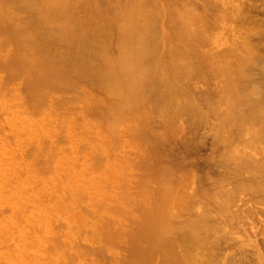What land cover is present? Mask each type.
Wrapping results in <instances>:
<instances>
[{"label":"bare ground","instance_id":"bare-ground-1","mask_svg":"<svg viewBox=\"0 0 264 264\" xmlns=\"http://www.w3.org/2000/svg\"><path fill=\"white\" fill-rule=\"evenodd\" d=\"M185 1L187 2V0ZM185 1L182 4V2L178 0L176 2L174 0H0V74L2 73L1 75L2 77H0V113L2 114V115L0 114V120L3 123H5V121L6 122L8 121V118L5 120V116L8 113H10V115L12 113L11 111L9 112L10 110L9 102H14L15 110L12 113L11 117L16 124L14 134L13 133L4 134V132L2 131H1L2 134L0 133V136H3V140L1 141L0 144L1 146L0 147V208L3 209L2 210L3 212L7 210L6 212L9 213L8 216H4L0 218V232H1L0 250L1 248H3L2 246L5 245L4 248L6 254V256H4V254L2 253L6 259H4V261H2L1 263L4 262V264H8V261L10 260L11 264H32L31 262L32 261L34 262V260L32 261L30 260L32 259V256L36 257V260L39 261L38 259H42L41 258L42 254L45 255L43 256V260H40L41 261L40 264H42L46 260L48 261L50 256L52 260H50V263L48 262L47 264H69V263L74 264V261H78L79 257L81 256L83 257L87 256L86 259H89V262H91L90 261L92 259L91 255H93V257L94 255L95 257L97 256V259L102 258L103 260L104 258L103 261L106 260L107 261V262L105 261L106 264L107 263L113 264V262H116V264H213V263L214 264H248L249 263L248 261L238 262L236 256L241 255L240 254L241 252L239 251H238L239 254L238 255L236 254L235 256L236 257L235 259L229 258L228 260L226 258L227 259L226 261L224 259H223L224 261L222 260L223 257H228V255L224 253L225 247H227L226 245L228 243L226 241L227 236L224 235V233L227 230L224 233L223 232L221 233L220 229L223 226L217 225L218 218L213 216L214 213L212 212L213 210L212 207L214 204L209 206L208 201L207 200L204 201V200L206 197L208 199V197L210 196V198L213 200L208 199L209 202L214 203L216 199L218 203L217 205L216 204L215 205L217 207L218 204L221 203L222 201L224 202L221 203L222 204L221 207L223 206V204H226L227 201L225 202L223 197H225V199L228 197L227 200L229 201L227 203L229 205L231 204V202L232 203L237 202V204L242 202V204L240 203V205L238 206V210L236 211V213H233L234 215L232 216V219L236 218V220H238L239 218L245 219L249 217L246 216L244 218V215L248 213V211H251L250 213L253 212L255 215H260V216L262 213H264V37H263L264 30L262 29V24L259 23L258 20L256 19H251L250 22L247 23H245L244 21L245 25L248 24L247 27L244 26L243 20L241 23L242 17L239 19V17L243 15L242 9L239 8L240 6L237 8L241 10L238 9L239 11H237V13L241 14L240 11H242V15L240 16L238 15L239 17L237 18L234 17L237 15V13L235 14L236 12L235 10L234 11H232L233 9L228 10L229 15L230 16L233 15L232 17H234V20L235 19L236 20L238 19V21L240 20L239 22H237L236 20L235 21L237 23H240L239 25L241 28L243 29L244 27L246 28L245 29L246 33L243 35L244 37L242 43L241 41L240 42L236 41L237 43H235V41L231 42L234 45L233 48H231L232 46L230 42H229L230 45L227 44V42H225V45L227 44V47L230 46L231 50L227 47L224 48L223 45L222 46L223 49L221 48L222 49L221 51L219 50V52L217 51L215 52L212 49H216V48H213L214 46L213 45L211 46V43L213 41H218L219 38L217 37H219V35L222 33L221 31L215 32L214 29L216 27L215 22H217L215 17H217V14L219 13V9L217 14L216 13L213 14L214 12H212V14L214 15L213 17L210 16L209 9H212L210 7H213L214 9L215 4L217 6V3L214 4L213 0H199L202 1L203 3L198 2V4L199 3L202 4V5L200 4L201 6L196 5L198 6V10L203 9L202 7L204 6V9H208L209 11L207 14L205 13V11L207 10L205 11L203 10L202 11L204 12V16H203V13L200 12L201 10L198 11L194 7L195 6L194 3L196 4L197 0L196 2L195 0H193L194 3L191 0L192 2L190 1L189 5ZM184 3H186V5ZM190 5H193L194 9H191ZM217 8H220V5H218L215 8L216 9L215 12H217ZM213 9L211 11H214ZM197 11L198 13L200 12L201 16L197 13ZM233 12L235 15L233 14ZM224 14L226 15V13ZM219 17L220 14L218 15V19ZM226 17L228 19V16ZM252 18L255 17L253 16ZM227 19H224V21L223 20L222 21L225 22V20ZM217 23L218 25H220L219 21ZM222 23L220 26L223 28L224 25H222ZM242 24L244 27L241 26ZM207 26H212L213 32L215 34L212 33V30L209 31V28L211 29V27L208 28ZM259 26L262 30H260ZM207 28L208 31L211 32L210 34H212V38H213L209 41V43L207 42V39L208 37L210 39L211 35L209 34L210 36L209 35L205 36L206 33L208 34V31H206ZM218 28L219 26L216 27L217 30ZM218 33L220 34L218 35ZM214 36L215 38H217V40L214 39ZM220 36H222V34ZM239 38L240 40L242 39L241 35L239 36ZM255 41L257 42L255 43ZM206 42L207 44H209L208 45L209 48L207 47V51L209 50L211 53L204 51L207 46ZM220 42L221 41L216 42L215 44L218 43L220 45L222 43ZM218 44L217 46L215 45V47L219 49L220 47H218ZM217 77L218 79L219 78L220 79L224 78V79L218 81L216 79ZM214 79L216 80L214 81ZM198 80L204 81L203 84L206 81H208L205 84L206 85L208 84L209 88L207 89L206 87L204 88L205 90H203L202 86L201 87L198 86L199 91H197V88L195 87L196 86L195 82H197ZM210 80H211L210 82L211 85L212 84L214 85V82L216 83L217 81V85L218 83L220 85L219 89H217L215 85L214 86L216 87L217 90L215 88L214 89L211 88L214 86L210 87L209 85ZM212 80L214 82H212ZM200 83L198 81L199 85ZM12 93L17 94L15 100L10 98ZM66 95L68 96L70 95V96L66 97ZM215 95H218L217 96L218 98H216L217 100H213L214 99L213 97ZM7 117H9V114L7 115ZM210 117L212 118V120L214 119V121L216 119L215 117H217L216 122H218L219 120V124L217 123L218 125L213 123L214 125H216L215 127L213 126L215 132L210 125H209L210 127L208 126L209 129L212 128L210 130H212L213 134L216 136L214 138L216 139L215 141H217L218 145L220 144L219 148L220 146H222L221 144H223L225 145V147L227 146V149L222 148V151L224 150L223 152L221 151L222 154L221 156H223V158L219 155L220 159L215 158V160L212 161L213 156L215 157L213 153V156L212 154H210L212 156V158L210 159L212 160L206 162V163L214 162L212 168L213 172L215 171L214 176L211 173H209V171L207 170L209 176L211 174L213 177L211 176V178L209 177L205 178L208 180L207 182H209L211 186L210 188L208 187L209 189L208 188L207 189L209 191L213 190L214 194H211V192L213 191H210L208 196L207 193L209 191H207L204 188H202V190L198 188L199 192H196L198 193L196 195H200V197H195L194 196L195 194H193L192 192L194 198L192 197L189 198V196L192 195L188 193L190 190L187 192L185 191L186 193L189 194V196L187 195L188 197L186 196L187 199L189 198L187 202L185 200L186 198L184 197L185 195L183 196L180 193V191H177V188H181L183 190L182 185L185 184L186 186L185 181L186 179L188 180L190 175H188L187 173L185 174V172L186 170L190 172L191 166H189L188 167L189 169H186L184 172L182 170L183 167L181 165L183 163L185 164V161L183 162V160L187 156L185 155L183 160L181 159L182 160L181 162L178 161L179 159L172 158L170 155L173 153H171L172 150L169 151L170 148L168 147L167 142H170L172 139L170 140L169 138H171V136L173 138V136L175 135L176 122L180 121L178 122V124L179 123L181 124L182 121L183 123V120L180 119L182 118L184 119L185 121L184 122L185 124L183 123L184 126L188 124L187 127L190 128L189 125H191V129H192L194 128L192 125L203 126L205 124L206 126V124L209 123L211 124L212 120L210 119ZM132 120H136V122L133 121L135 122L136 125L135 134L137 135V138H140L142 140V145L139 146L138 148L143 153L141 154L142 158L140 160L142 165L141 166L142 174H143L141 175V177L143 178V182L141 183L140 188L143 189L140 191L141 193H138L139 196L135 197V199L133 198V194L129 193L132 196L130 195L127 196L124 194L125 192L122 193L120 189H117L115 191L112 190L113 191L112 194L110 193L109 190H107L109 191L110 194L105 193L103 197H101L102 196L101 195L99 196L100 197L99 199L97 198L94 199V201L98 200V202L101 199V201L103 202L101 201L100 202L103 203L104 208L110 210V211L107 210L108 212H111L115 209L114 210L115 214L116 213L117 215L119 214L118 217H121L122 215L121 218L123 217L125 218L124 212L126 213V211H128L127 212L128 214L130 210H125L124 209L125 207L119 208L120 206L118 207L117 205L115 206L117 207L118 211H116V208H113L111 210L112 207L111 208L105 207L106 204L104 203V201L107 202L112 199L114 202L115 201L121 203L123 202L126 204V207L128 206V209L132 208L133 210H136L138 212L139 210L137 209L141 208L140 210L141 213L142 214L144 213L145 218L140 217L141 218L140 220L142 221H140V223L138 222L140 226L138 225L133 226L135 230H133V228L131 227L132 225L129 228V225L125 226L122 224L123 229L125 226L128 230L126 231L128 232L127 239L129 240V241L127 240L128 241L127 243L130 244L129 250L131 254L128 258L129 259L128 261L127 258H125L126 260L124 261L119 258L115 259L113 255L112 256L114 258L109 257L111 259L109 258L107 259L106 257L108 256L106 255L107 253L106 251H105L106 253L102 252L103 256L106 255V257L99 256V254L102 255V253L99 252L100 251L99 249H101V251H104L107 250V248H109L110 246V248L113 247L112 249L114 251L116 250L114 249L113 245H115L114 243H116L115 241L116 239H118L117 237H120L119 239L123 237L121 236V234L123 233L121 230L122 226H120L119 229L117 227L118 225H116V227L114 226L115 227L114 229H116L114 230V232L116 233L117 230L119 231L116 233L117 235L113 233L111 225H109L111 226V229H109L108 231L110 232L111 230L112 231L111 233H108L107 232L108 229L105 228L107 232L106 235H109L106 236L108 237L106 239V242L103 241V243L104 242L106 243V246L104 245L105 248L104 249L102 248L103 244L101 245L102 247L101 246L99 247V244H97L98 247L96 249L95 247L97 245L93 247V251L91 249L92 248L91 244H89L90 246L87 245L86 244L88 243L86 242L87 240L85 241V239H83L84 237L82 236L81 233H83L84 235L86 233L85 231L78 233L76 232L77 229L75 230V232L78 233L77 236L81 234L80 236L82 239V244L81 242H79L81 246H77L78 243L75 242L77 240L73 237L75 241H73L72 239L71 242L75 243L74 246L75 245L77 246L74 247L72 246L73 245L72 243L70 244L71 245L70 246L66 241L64 242L62 240L63 244L61 243L62 241L59 242L60 241L59 238L61 239L63 237L62 236L63 234H61V232L59 233V230L56 227L55 228L56 231H58V234L61 236L59 237V235L57 234L58 238L55 237L56 236L54 234L55 231H53V229L52 231H48L47 229L50 228L48 226L47 229L44 228L46 233L51 232L53 233L52 236L55 235L54 237H51L50 233H49L50 236L45 233L46 235H48L47 238L50 237H51L50 239L53 238L52 241L50 239L45 238L46 241L49 242V246H48V244L42 242L44 239L42 240L43 235H41L42 230L41 227H39L40 223L37 225L36 223H33L30 230L28 229V227L27 229L23 228L24 226L22 224L24 222L21 224V221L22 219L25 220L27 219L24 218L26 213H28L30 216L32 215L30 214L32 210L31 209L32 205L34 206V204H38V205L40 204L39 208H41L43 203L47 204V202L45 201L48 200V198H46V200H44L43 202L42 196H46L45 189L50 187L49 185L51 178L48 177H52V176L51 173H49L51 171L48 170L51 169L53 170L54 173H56V171L54 170L58 169V167L56 166H58V164L61 162V158L57 159L58 156H56L57 148H55L54 150L56 152L54 155V152L52 150L54 148H51V146L54 147L53 145H55V147H59L62 145L63 147V145H66L68 141H70L69 144H71V142H75V139H78L79 136H81V138H83L82 136L85 137L89 136V134L87 135L88 131L82 132L83 128H85L88 125V123L94 122L92 124H96V132H95L96 135L94 134L93 137L98 136L97 139L99 140L98 143H100V148L97 146V143H95L96 138L95 140L93 139L94 140L93 142L97 146L95 147L98 148L97 155L98 154L101 155V156L99 155L95 156V158L97 157L96 161L98 162L94 160L96 162L95 163L93 161V164L95 163V166L89 165V168L93 169L94 167L96 169L97 166L100 167V165H102V163L104 162L100 170L102 171V169H104V167L106 166V165L104 166V164L108 161L107 171L112 173V175L110 174L112 177L114 175L115 179L121 181L124 179L125 180L128 179L129 177L127 178L123 177L128 171L127 168L124 167L123 163L120 164L118 161H116V160H122L123 158L122 159L116 158L117 155L115 154V150L118 152L119 136H128L127 133L125 135V133L121 132V129H124L122 127L127 125V122H130ZM209 120L211 121L209 122ZM152 123L153 125H151ZM184 126L182 125L180 127L179 125L177 130L180 128L179 131H183L181 129ZM125 127L127 128V126ZM183 129L184 131H186L185 129L187 128H183ZM191 129L187 130L186 132L188 131L190 132ZM203 129L201 130L204 131ZM193 131L194 129H192L191 132ZM197 132L201 134L199 130L196 131V133ZM247 134L251 137L247 138L245 136ZM193 137L191 136V138ZM188 138L190 139V137ZM168 139L170 141H168ZM176 139H178V137L173 138L174 141L172 142L178 143L175 141ZM196 139H198L200 142L199 138ZM246 139L247 140L250 139L252 141L253 144L251 147H253L254 145L258 147H255V149H253L255 150V152H253L254 155L250 154L249 152L248 153L249 155L246 154L244 155V157L241 155L242 156L241 158L240 155H238L237 153L238 152L240 153V150L246 145L242 147L238 146L242 144L241 143L242 141H239L240 143H237L236 141L238 140L246 141ZM63 140L64 141L67 140L65 144ZM191 140L193 142V139ZM201 140L203 141V139ZM250 140H248V142ZM251 141L249 142L250 145H251ZM33 142L37 144V147H34V150L36 149L35 153L37 150L39 151L40 149H42L45 150L44 151L45 153L43 154H46V156L48 155L50 156L51 160L47 161L45 159H42L43 160L42 164H44L45 162L44 165H48V166H44L45 168H43L41 166L42 164H40L41 169L42 168L45 169L43 170L44 172L43 171L41 172L40 169L37 171L35 169H30L31 164L26 163L27 161H24L25 159L23 160L24 158L23 152H20L25 145H30ZM185 143L183 144L185 145ZM233 143L234 145L235 144L237 145L234 146ZM85 144L83 148L81 146L80 147L77 146V148L79 147V150L78 151L76 150V152L77 153L80 152L82 148L81 153L83 152L85 154L84 150L86 149L91 150V148L94 147V146L91 147L92 145L91 143H87V145ZM88 144H91L89 145L91 148H88ZM170 144L171 143H169V146H174ZM166 146L168 147V150H166L167 148ZM233 146L234 148L241 147V149L239 148V151L237 152L236 151L237 148H235L236 151L235 152ZM41 147H45V149ZM175 147L176 146H174V149ZM231 147L233 148V151L236 154H232L233 151H230ZM213 148L215 149L216 147ZM256 148L261 150V153H257L259 154V156L255 155ZM187 149L188 148H186V150ZM249 149L248 151H250ZM34 150L31 148L30 151L34 152ZM71 150L73 151V149ZM71 150L69 149V151ZM186 150L184 151L186 152ZM194 150L195 149L193 148V151ZM225 150L230 151V154H228L227 157L225 156L229 152L227 151L226 153ZM97 151L95 150V152ZM188 151H190V149ZM219 151H216L215 154H217V152ZM243 151L244 150H242V152ZM95 152H93V155H96ZM173 152L175 151L173 150ZM68 153L69 152H67V155H71V154L73 155V153L71 154ZM81 153H79V155ZM86 153H88L87 150ZM174 154L177 155V153ZM243 154H245V151ZM52 155L56 156V159L55 157L53 158ZM236 155H238L241 160ZM102 156L105 157L106 159L103 158ZM127 156H129V154ZM85 157L86 159H88V157L90 158L89 155L88 157L87 156ZM190 157H192V155ZM224 157L226 158L227 163L224 162L225 161ZM81 158H83L82 154L79 160L83 161L84 158L83 159ZM92 158L95 159L94 156ZM167 158H169L170 160L173 159L175 162L177 161L178 163L176 162L177 164H175L174 161L171 160L172 163L174 164L169 165L171 164V161H168L169 164L166 163L167 162L166 160H169ZM221 158L223 161L221 160ZM233 158L235 160H233ZM237 158L239 159L238 162L236 161ZM93 159L90 158L91 161ZM192 160L190 161V163L192 162ZM216 160L218 161L215 162ZM82 161L81 163H83ZM164 161H166L165 162L166 166L163 165ZM76 162L75 165L77 164ZM126 162L128 163V161ZM193 162H192V167L194 166ZM234 162L237 163L233 165ZM81 163L79 162L78 164L81 165ZM97 163L100 164L98 165ZM228 163L230 164L231 167L230 169L227 166ZM68 164L69 166H72V164L70 163ZM59 165H61V163ZM35 166L36 165L31 166V168L32 167L35 168ZM40 166L37 167L40 168ZM85 166L87 167L88 165L84 164V167ZM183 166L185 167V165ZM46 168L50 176H48V173L46 172ZM195 168H197V166ZM205 168H207V166ZM95 169L94 172L92 170L90 171H92V173L94 174L99 173V170H95ZM61 171L62 170H60V172ZM107 171H105L106 172L105 174H108ZM191 171L193 170L191 169ZM45 172L47 173L48 177L46 179L40 180L38 173H40V175L43 174L45 175ZM102 172L104 173V171ZM178 173L180 177H177ZM192 173L191 175H193ZM196 173L194 174L196 175ZM92 175L93 174H91L90 172L89 177H91ZM195 175H193V177ZM207 176L208 175H206V177ZM53 177L55 178L53 179L54 185H52L53 187L51 186L54 192L53 203L56 202L57 205L62 204L60 203L62 196H60L59 193V187L61 184L60 181H62V179H60L59 181V176L55 175ZM77 177H78L77 180L79 182L78 184L85 186L86 182L84 180L83 175L79 174L77 175ZM104 178H106L105 175ZM131 179L129 180L131 181ZM106 180H108V178ZM113 181L114 180H111L110 182ZM182 181L185 183H182ZM64 182L67 184L70 190V187L72 186L73 183L72 178H66L64 179ZM110 182H108V184L111 185ZM126 182L124 183L125 187L128 186V184L126 185ZM89 183L90 182H88L87 184ZM100 183L105 184L107 182H101L100 180ZM150 183H153L152 186L154 185V183L155 184L158 183L157 188L155 187L156 185H154L153 187L157 195L151 196V198L150 195H154V194L150 193L149 195V193L147 192L149 191L147 190L148 188L150 189L152 188V186L147 187L148 185H150ZM206 184H204L205 188H206L205 186ZM117 185L118 184L115 183L116 188H118ZM119 185L121 186V183ZM229 185H231L230 186L231 188L229 187ZM82 186L71 188V190L73 194L77 193L78 198L80 199L83 198L84 202H85L84 198H86V203H88L89 198L86 196L87 193L86 194L83 193V191H85V187ZM94 186L97 189V182H94ZM129 186L128 188H130ZM226 186L229 187L228 190H226L227 189ZM62 187L64 189L63 185ZM103 187H105V185H103ZM107 187L110 186H106L105 189H107ZM175 187L177 193H174ZM105 189L104 191L106 192ZM100 190L102 193H104L102 189H97L96 191L99 192ZM203 190H205V192L207 191L206 195H202L205 194ZM151 192H153L152 189ZM182 192L184 193V190ZM56 193L57 195H55ZM147 193L149 195L148 197H147ZM178 193L181 196H183V198L185 199H183ZM221 193H222V197H221ZM63 194L65 193L63 192ZM224 194L226 195L224 196ZM83 195H85V197ZM166 195H168V197L166 198L167 200L165 199ZM178 196H180L178 201L180 202V199L182 198L181 200H184V203L182 202V204H180L181 202L179 203L178 201H175L177 200L176 198ZM49 197H50L49 199L51 200L52 199L51 196ZM161 197H163L164 199ZM149 198L151 200L153 199L154 200L152 202L148 200V204H147L148 206L144 207V205H146L147 202L146 200ZM80 199H78V201ZM50 200L48 201V203L49 202L52 203V200L51 201ZM68 200H66V202L63 203L65 206ZM170 200H171V206L173 205L174 207H177L176 209L177 210L179 209L181 214L179 211H177L175 213H178V215H175L174 214L175 210H173L174 208L168 210L169 207H167V205L170 203ZM69 201L71 202L72 200ZM149 201L151 202V205H149L150 203ZM159 201L160 202L162 201L163 203H160ZM173 201L174 203L177 202L180 205L176 203L177 205L175 206ZM81 202L83 201L81 200ZM112 202L109 204L112 205L113 204ZM199 202L201 204L202 202L204 203L200 206ZM101 203L98 204L99 205L98 210H101L102 208L103 211V206L99 208ZM71 204L73 205V201ZM163 204L164 206L161 207ZM256 204L257 205L259 204L261 208L260 209L256 208ZM48 205L49 206L46 207H51L50 206L51 204ZM243 205L245 207L247 205V207L245 209H242ZM75 206L79 209L77 205ZM112 206L115 207L114 204ZM141 206L144 207L145 209H142ZM202 206L204 208H202ZM233 206L234 204H231V207ZM16 207H19L20 209L17 210ZM163 208H164L163 212L165 216L163 215V212L161 210ZM223 208H225V206H223ZM69 209L71 208L69 207ZM83 209L85 210L86 208L83 207ZM88 209L93 210L95 209V207L93 208L91 207ZM88 209L86 211L89 213L91 210L89 211ZM132 209L130 212L133 211ZM158 209L161 211V213L158 212ZM143 210L144 212H142ZM217 210L220 211L219 209ZM140 211L138 213H140ZM156 211L159 215L160 214L161 215L158 216ZM168 211H171L169 212L171 217L175 215L174 219L176 221H169V219L171 220L172 218L166 214V212L168 213ZM72 212L74 214L75 211ZM40 213L37 214L39 215ZM81 213H82V209H81ZM91 213L89 214L92 216V218L94 217L96 220V215L98 214V211L96 210L95 212L96 215L93 214V212ZM99 213L101 215L102 212L99 211ZM115 214L114 215L111 214L112 217H110V215L108 214L110 221L111 219H114ZM142 214L141 216H143ZM45 215L46 214H44L42 218H44ZM62 215L66 216V214L65 215L62 214ZM102 215L104 214L102 213ZM35 216L37 217V215ZM78 216L80 215L77 214V219L81 223L82 222L81 220L83 219L79 217L80 218L79 220ZM167 216L169 217V219H167ZM176 216H178V220L176 219ZM251 216L252 218L254 217L253 215ZM222 217L220 216L219 220H221L220 218ZM37 218L40 219L39 217ZM65 218H67V216ZM115 218H117V216H115ZM47 219L48 217L45 218V220ZM226 219L228 220V218H225V220ZM230 219L231 217L229 218L228 221H230ZM125 220H127V215ZM227 220L226 222H228ZM65 221H67V219L63 220V222L66 223L67 226L70 221L68 223ZM130 221H134V219L132 218V220ZM251 221L248 220V222L253 223ZM109 222L107 223L109 224ZM248 222L246 223L248 224ZM260 222L262 221L260 220ZM80 223L78 224L79 227L82 229V226H80L82 223L81 224ZM84 223L85 224H83V227L85 229L87 227L84 226L87 223L86 219ZM107 223L104 222V224ZM234 223L235 222H233V224ZM30 224L31 223L29 224L27 223V225ZM69 224H71V222ZM111 224L115 225L114 222H112ZM132 224L135 223L133 222ZM255 224L257 223L255 222ZM243 225L245 226V224ZM229 226L230 225H228V227ZM90 229L91 227H89L88 230ZM66 230L67 228H65V230L62 232L65 233ZM232 230H234L235 232V229ZM68 231L71 230H67V232ZM26 232L28 233L31 232V234L34 236V239L32 237V240H30V236L28 237V233ZM126 232L123 233V235L124 234L127 235ZM14 233H16L17 236H15ZM68 233L72 235V232L71 233L68 232ZM89 233H91V231H88L87 236L91 235ZM119 233L120 235H118ZM42 234H44V230ZM65 235L66 234H64V237L67 240L68 236ZM80 236L77 237L79 241H81ZM94 236L95 235L92 234L91 238ZM224 236L226 237V239L223 238ZM54 238H56L57 241ZM95 239L96 237H94L93 241H95ZM231 239L232 240L235 239V236L232 237ZM83 240L86 243H84ZM97 242L99 243V240ZM124 242L125 244H127L126 241ZM254 243H258V242H254ZM65 244H67L66 246H69L67 247L66 251H69L68 249L70 247L73 251L72 252L73 256H71V258L70 255H68L69 258L67 263L64 262V259L67 260L65 256L67 253L64 254L65 252H62L64 251L63 248L65 247ZM83 244L86 245L84 246ZM259 245L261 244L259 243ZM43 246L49 248L48 249L49 251L46 250L45 248V250L49 252L48 254H46L47 252L44 253V250H40ZM87 246L90 248H88ZM80 247L85 248V250L87 248L90 249L89 254L90 253L91 254L86 255L85 253H81L84 252L85 250H83L82 248H81L82 250H80ZM73 248H75V250H73ZM123 248L126 249L127 247H123ZM76 249L78 251L80 250L79 252L82 255L78 254L79 256H76L77 253H79ZM97 249L99 251H97ZM112 249L110 250V252L112 251V254H115V252ZM39 250L43 252L40 253ZM87 250L86 252L88 253ZM94 250L97 252H95ZM118 250L119 249L116 250L117 256L118 254H120V252L118 253ZM238 250H240V248ZM0 252H4V251H0ZM249 255L250 254H248V256ZM63 256H65L64 259L62 258ZM204 256L206 258L207 257L210 258V260L205 259ZM231 256L232 255H230V257ZM83 257L79 261L82 262L83 259L82 263L87 264L88 261L87 262L84 261L85 258ZM95 257L93 258L94 262H96V263L93 262L94 264H100L98 261H101V264H105L101 259L97 260ZM253 258L256 259V256ZM108 260H112V261H108ZM240 260H242V258ZM79 261L77 263L80 264ZM256 261L255 262L252 261V264L256 263ZM93 263L91 262V264Z\"/></svg>","mask_w":264,"mask_h":264},{"label":"rangeland","instance_id":"rangeland-1","mask_svg":"<svg viewBox=\"0 0 264 264\" xmlns=\"http://www.w3.org/2000/svg\"><path fill=\"white\" fill-rule=\"evenodd\" d=\"M175 2L177 1V0H174ZM178 1H180V2H182L181 0H178ZM185 1V0H184ZM183 1V2H184ZM191 0H187V2L186 3H188V5H189V2H190ZM193 1V0H192ZM191 1V2H192ZM183 2H182V4H183ZM195 2H196V0H195ZM198 2H202V1H199V0H197V3L195 4L194 3V1H193V3H194V7L196 8V10H198V6H201L202 4L201 3H199L198 4ZM186 3H184L185 5H186ZM203 3V2H202ZM213 3L215 4V3H217V6L218 5H220V8H217V12H215L216 11V4H215V8L213 9V7H210V8H212L214 11H211L212 9H209V11H208V9H204V6L202 7L203 9H199L198 11H200L201 13H203V16H204V12H202L203 10L205 11V10H207V11H205V13H207L208 14V12L210 13V16H214L213 14H217L218 13V9H219V13L217 14V17H215V19L217 20V22L219 21V24L221 25V23L224 21V19H227V17L226 16H228V19L227 20H225V22H223L222 23V25H224V27L222 28L220 25H218V23L217 22H215L216 23V27H218L219 26V28H218V30L216 29V27L214 28L215 29V32H222L221 34H222V36H220L221 34L220 33H218V35H219V37H217V38H219L218 39V41H213L212 43H216V42H219V41H221L220 43V45L218 44V47H220L219 49L217 48V47H215V45L217 46V44H212L211 43V46L213 45L214 47L213 48H216V49H212L213 51H217V52H219V50L221 51L222 49H223V45H224V48L225 47H227V44H229L230 45V43L233 41H235V43H237L238 41L240 42L241 41V43H242V40H243V35L246 33L245 32V27L244 26H248V24L247 25H245L244 24V21H245V23H247V22H250V20L251 19H256V20H258V22L259 23H261L262 24V29L264 30V0H213ZM219 3V4H218ZM180 4V3H179ZM201 4V5H200ZM225 4V5H224ZM196 5H198V6H196ZM240 6V7H239ZM190 7H191V9H194V7H193V5H190ZM237 7H239V8H241L242 9V11H243V15H242V11H240L241 12V14L239 13H237V11H239V10H241V9H239V8H237ZM200 8V7H199ZM225 8V9H224ZM235 8H237V9H235ZM221 9V10H220ZM233 9V10H232ZM239 9V10H238ZM244 9V10H243ZM223 10V11H222ZM224 10H225V12H224ZM228 10H232V11H236L235 12V14L237 13V15L236 16H234V17H239L240 15H242V16H240L239 17V19L241 18V23H242V20H243V24H244V26H243V24L241 25V26H243L244 27V29L243 28H241L240 27V23H237V22H239L238 21V19L235 21L234 20V17H232V16H230L229 15V12H228ZM198 11H197V13H198ZM200 12L198 13L200 16H201V14H200ZM212 12H214L213 14H212ZM224 13H226V15L224 14ZM246 13V14H245ZM81 14H82V12H81ZM206 14V15H207ZM212 14V15H211ZM220 14V17H219V19H218V15ZM222 14H223V16H222ZM231 14V13H230ZM233 14H234V12H233ZM234 14V15H235ZM245 14V15H244ZM206 15H205V17H206ZM239 15V16H238ZM255 17V18H252V17ZM208 17V16H207ZM225 17V18H224ZM229 17H231V18H229ZM214 19V20H215ZM215 20V21H216ZM220 20H221V22H220ZM223 20V21H222ZM225 23V24H224ZM208 28L209 27H211V29L209 28V31H211L212 30V33H214L213 32V28H212V26H207ZM208 28H207V30L206 31H208ZM221 28V29H220ZM241 28V29H240ZM259 28H260V26H259ZM220 29V30H219ZM222 29H223V31H222ZM240 29V30H239ZM261 28H260V30H262ZM217 30V31H216ZM208 31V34L206 33L205 34V36L206 35H209L211 32H209ZM247 31V30H246ZM243 33V34H242ZM215 34V33H214ZM213 34V35H214ZM211 35V36H210ZM209 36H210V39H209V37H208V39H207V37H206V39H207V42L209 43V41L211 40V39H213L212 38V34H210ZM216 35H217V33H216ZM241 35V37H242V39L240 40V38H239V36ZM264 35V34H263ZM246 36V35H245ZM264 37V36H263ZM217 38H215V36H214V39H216L217 40ZM205 39V38H204ZM222 39V40H221ZM226 39V40H225ZM237 41V42H236ZM258 41V40H257ZM257 41H255V43L257 42ZM207 42H206V44H207ZM225 42H227V44L225 45ZM230 42V43H229ZM209 44H207V46H206V49L204 50V51H206V52H210L209 50L207 51V47L209 48V46H208ZM231 48H233L234 47V45L231 43ZM212 48V47H211ZM210 48V49H211ZM222 48V49H221ZM227 48H229L230 50H231V48H230V46L229 47H227ZM57 49H59V48H57ZM224 50H227V49H224ZM211 53V52H210ZM2 75V73L0 74V77H2L1 76ZM221 78H223V77H221ZM218 81L219 80H223V79H218V77L216 78ZM216 79H214V81L216 80ZM194 81H196V80H194ZM194 81H193V84H194ZM198 81H199V83H200V85L198 84ZM197 82H195V87L197 88V91H199V87L198 86H202V88H203V90H205L204 88H206L207 87V89L209 88L208 87V84L206 85L205 83H207L208 81H206L204 84H203V82L204 81H201V80H198ZM213 80H212V82H214ZM211 82V80L209 81V83ZM197 83V84H196ZM210 85V87L211 86H216L217 87V89H219V87H220V85H219V83H218V85H217V81H216V83L214 82V85L212 84L211 85V83L209 84ZM203 86H205V87H203ZM211 87V88H215L216 89V87ZM202 88H200V89H202ZM216 89V90H217ZM16 96H17V94L16 93H12L11 94V96H10V98L11 99H13V100H15V98H16ZM70 96V95H69ZM68 95H66V97H69ZM216 96V97H215ZM212 99L213 100H217L216 98H218L217 96L218 95H215ZM18 101V100H17ZM19 102V101H18ZM217 102V101H216ZM9 104H10V110H9V112L11 111L12 113L14 112V102H9ZM6 106H8V105H6ZM13 108V109H12ZM12 113H11V115H10V113H8L9 114V117H10V119H9V117H7V115L5 116V120L8 118V121L6 122L5 121V123H3L1 120H0V133H1V131L2 132H4V134H8V133H15V128H16V124H15V121L14 120H12ZM1 114V113H0ZM2 115V114H1ZM211 116H213V115H211ZM214 118V117H213ZM216 119H217V117H215ZM210 119L212 120V118L210 117ZM215 119V121H214V119L211 121V120H209V122L211 121V124L209 123V124H206V126H207V128H206V126H205V124L202 126H200V125H196V126H194V125H192L194 128H192V129H194V131L196 130V131H200V133L201 134H199L198 132L196 133V131L194 132H191L192 131V129H191V125H189L190 126V128H188L187 126H188V124L186 125V126H184V119L182 118V119H180V120H183V123H182V121H181V124L179 123L178 124V122H180V121H178V122H176V124H175V130H176V132H175V137L173 136V138H177L178 137V139H176L175 141L176 142H178V143H175V142H172V141H174L173 140V138H172V136H171V138H169L168 139V141H170V142H167V145H168V147L170 148L169 149V151H171L172 150V152L171 153H177V155L179 156H177L176 154H171L170 156L172 157V158H176V159H179L178 161L179 162H181L182 160H183V158L185 157V155L187 156V157H185L184 158V160H183V162L185 161V164L183 163H181L182 165V167H183V171L185 172V170L186 169H189L188 167L189 166H191L190 167V172H188V170H186V172H185V174L187 173L188 175H190L191 176V178H190V176H189V178H188V180L186 179V186H185V184L184 185H182L181 187L183 188V190H184V193L182 192L183 190L181 189V188H177V191H180V193L186 198V196L188 195L189 196V194L188 193H190V195L192 194V192H193V194H195L194 196L195 197H200V195H196V194H198V193H196V192H199V189L198 188H200L201 190H202V188H204V189H206L207 191H209L208 189L211 187L210 186V183L209 182H207L208 180L207 179H205V178H211V176L213 175L214 176V172H213V163L214 162H210V163H206L207 161L209 162V160L211 161L212 159H210V158H212V156H213V153H214V155H215V157L213 156V160L212 161H214L215 160V158L216 159H220V157H219V155L221 156L222 154H221V151H222V148H225V149H227V146L225 147V145H223V144H221L222 146H220V148H219V145H218V143H217V141H215L216 139H214L216 136L213 134V131L212 130H210V129H212L213 128V130H214V127L216 126V125H218L219 124V120H218V122H216L217 120ZM133 121H135L136 122V120H132V121H130V122H127V125H125V126H127V128L125 127V126H123L122 128H124L125 129V131H124V129H121V132L122 133H125V135H126V133H127V135L128 136H119V140H118V152L115 150V154L117 155V157L116 158H118V159H122V160H116V161H118L120 164H122L123 163V165H124V167L125 168H127V173L125 174V176H123L124 178H127V177H129L128 179H124V180H117V179H115V176L113 175V177L111 176L112 175V173H110V172H108L107 171V168H108V161L104 164V169H102V171H104V173L102 172V171H100L101 170V166L103 165V163H102V165H100V167L99 166H97L96 167V169L93 167V169H90L89 168V165L90 166H95V163L96 162H98V161H96V158H95V156H101L100 154H98L97 155V153H98V148H96L97 146L100 148V143H98V139H97V137L98 136H96V137H93L94 136V134L96 135V124H92V123H94V122H91V123H88V125L85 127V128H83V130H82V132H85V131H88V133H87V135L89 134V136H86V137H88V138H86L85 136H82L83 138H81V136H79L78 137V139H75V142H71V144H69L70 143V141H68V143H66V141L67 140H63L64 141V144L66 143V145H63V147H62V145L61 146H59V147H55V145H53L54 147H52L51 146V148H54V149H52L53 150V152H54V155H55V153L57 152V154H56V156H58L57 157V159H60L61 158V165H59L58 164V166H56V167H58V169H55L54 171H56V173H54L53 172V170H51V169H49L48 171H51V172H49V173H51V176L52 177H48V176H50L49 175V173H48V171H47V168H46V172L48 173V176H47V173L45 172V175L43 174V175H40V173H38V175H39V178H40V180L41 179H46L47 177L48 178H51L50 179V187H48V188H46L45 189V195L46 196H42L41 198L43 199V202H44V200H46V198H48V200H46L45 202H47V204L46 203H43L42 204V207L41 208H39V206H40V204L38 205V204H34V206L32 205V207H31V212H30V214H32L31 216L28 214V213H26V215H25V217L24 218H29L28 220L26 219H22V221H21V224L24 226H22L23 228H26L27 229V227H28V229L30 230V228H31V226H32V224L33 223H36V225L37 224H41V226H40V224H39V227H41V232L43 233V230H44V234H42L41 233V235H43L42 236V242H44L45 244H48V246H49V242H47L46 241V239L45 238H47V236L49 235L50 236V234H51V237H54L55 235V237H57L58 238V231H56V227H57V229L59 230V233L61 232V234H63L62 236V238L60 239L59 238V242H61L62 240L65 242H67L69 245L72 243L71 241H72V239H73V237L77 240V241H75L74 239H73V241H75V242H77L78 243V245L77 246H81L80 244H79V242H81V244H82V239H81V234H82V236L84 237H82L83 239H85V241L86 242H88V243H86L84 240H83V242L84 243H86L87 245H89V244H91V246H92V251H93V247H95L97 244H99V247L103 244V249L105 248V246H106V239L108 238V237H106V236H109V235H106L107 234V232L109 231V229H111V226H112V230H113V233L115 234V235H117L116 233L117 232H119L118 230H117V232L115 233L114 232V230H116V229H114L115 227H116V225H118L117 227H118V229H119V227L120 226H122V232L123 233H125L126 231H128L127 230V228L125 227L126 225H129V228H130V226L133 228V230H135V228L133 227L134 225L136 226V225H138V226H140L139 225V223H140V221H142V220H140L141 218L140 217H144V213L142 214L141 213V208L139 209H137V210H139L140 211V213H138L136 210H133L132 208H130V209H128V206L126 207V204L125 203H121V202H117V201H113L112 199V201L110 200V201H104V203L106 204V206L105 207H112L111 208V210L113 209V208H116V211H118L117 210V207L115 206V205H117L119 208H124L125 210H130L131 211V209L133 210L132 212H130L129 211V216H128V214H127V212L128 211H126V213L124 212V215H125V218H126V215H127V220H128V223H127V220H125V218H124V220H123V218H121L122 217V215H121V217H118V215H117V213L115 214V209L113 210L114 211V213H113V211H111V212H108V211H110V210H108L107 208H104V205H103V203H101V202H103V201H101V199H100V201L98 202V200H96L97 201V203H96V201H94V199L95 198H97V199H99L100 197L99 196H101V197H103L104 196V194L105 193H109V191H110V193L112 194L113 193V191L112 190H117V189H120V191L122 192V193H124L125 195H130L129 193H131V194H133V198L135 199V197H138L139 195H138V193H141L140 191L143 189H141L140 187H141V183L143 182V178L141 177V175H143L142 174V165H141V158H142V156H141V154H143L141 151H140V149L138 148L139 146H141L142 145V140L140 139V138H137V135L135 134V131H136V125H135V122H133ZM213 123H215L216 125H214ZM218 123V124H217ZM95 125V126H94ZM151 125H153V123L151 124ZM150 125V126H151ZM180 125V127L183 125L184 127L183 128H187V129H185L186 131L187 130H190L191 129V131L189 132H186V131H184V129L182 128L181 130H183V131H179L180 130V128L177 130V128H178V126ZM212 127V128H210L209 129V127L210 126ZM209 126V127H208ZM214 126V127H213ZM196 127V128H195ZM197 127H198V129H197ZM199 127H200V129H199ZM203 128H205V129H203ZM201 129H203L204 131H202ZM178 131V132H177ZM209 131V132H208ZM185 132V133H184ZM208 132V133H207ZM214 132H215V130H214ZM180 133H182V134H179ZM187 133H188V135H187ZM190 133H191V135H190ZM194 133H195V135H194ZM209 133H210V135L212 136H210L209 135ZM2 134V133H1ZM176 134H177V136H176ZM197 134V135H196ZM214 136H213V135ZM184 135H186V136H184ZM198 135H200V136H198ZM248 135V134H247ZM247 135H245L247 138L248 137H251V136H247ZM92 136V137H91ZM191 136L193 137H195V139H194V137L193 138H191ZM209 136V137H208ZM179 137H180V139H179ZM185 137V138H184ZM188 137H190V139L188 138ZM211 137V138H210ZM245 137V138H246ZM86 138V139H85ZM91 138V139H90ZM95 138H96V140H95ZM185 140H184V139ZM196 138H199L200 139V142H203V143H200L199 142V140L198 139H196ZM245 138H244V140H245ZM83 139H85V140H83ZM89 139V140H88ZM95 140V143H97V146L94 144V140ZM186 139H187V141H186ZM191 139H193V142H192V140ZM201 139H203V141L201 140ZM211 139H212V141H211ZM252 139V138H251ZM3 140V136H0V144H1V141ZM77 140V141H76ZM184 140V141H183ZM188 140H190V141H188ZM244 140H238V141H236L237 143H240L239 141H242L241 143L242 144H240V145H238V146H245V147H243L242 149H241V147H235V148H237V152L239 151V148L241 149L240 150V153L238 152L237 154L238 155H240V157L242 158V156L244 157V155H246V154H248L249 152H250V154H252V155H254V153L253 152H255V150H253V149H255V147H258V146H256V145H254L253 147H251L252 146V141L250 140V139H248V140H250L251 141V145L249 144V142H248V140L246 139V141H244ZM85 141H86V144H85ZM88 141V142H87ZM97 141V142H96ZM183 141V142H182ZM185 141H186V143H185ZM199 142V144H198V142ZM243 141H244V143H243ZM190 142V143H189ZM247 142V143H246ZM87 143H91V144H88V148H91L92 146H94L93 148H91V150L90 149H86L87 150V152L88 153H86V150H84L85 151V154L82 152L81 153V151H82V148L84 147V144L85 145H87ZM169 143H171L170 145H174V146H176L175 147V149H174V146H169ZM174 143V144H173ZM183 143H185V145L183 144ZM187 143H188V145H187ZM196 143V144H195ZM214 143V144H213ZM63 144V143H62ZM180 144H182V145H180ZM193 144V145H192ZM248 144V145H247ZM89 145H91V147L89 146ZM184 145V146H183ZM195 145V146H194ZM197 145V146H196ZM215 145V146H214ZM216 145H218V146H216ZM233 145H234V143H233ZM237 144H235L234 146H236ZM77 146H81L82 148H81V151L80 152H76V150L78 151L79 150V147L77 148ZM96 146V147H95ZM181 146V147H180ZM183 146V147H182ZM189 146H192V147H189ZM212 146V147H211ZM224 146V147H223ZM234 146H233V148H234ZM1 147V146H0ZM34 147H37V144L35 143V142H33V143H31L30 145H25L23 148H22V150L20 151V152H23V156H24V158H23V160L24 161H27L26 163H29V164H31V166H33V165H36L35 166V168L34 167H32L31 168V166H30V169H35L36 171L37 170H39L40 169V171L42 172L43 170H45V169H43V168H45L44 166H48V165H44L45 164V162H44V164H42V162H43V160L42 159H45V160H51L50 159V156H49V159H48V156H46V154H43V153H45L44 151L45 150H42V149H40L39 151L37 150L36 151V153H35V150H34ZM72 147H74V148H72ZM85 147H87V146H85ZM167 147V146H166ZM168 147L166 148V150H168ZM196 147H198V148H196ZM213 147H216L215 149L213 148ZM247 147V148H246ZM31 148L34 150V152L32 151H30L31 150ZM41 148H44L45 149V147H41ZM50 148V149H51ZM55 148H59L58 149V151H57V149H56V152L54 151L55 150ZM75 148H77V149H75ZM95 148V149H94ZM183 148V149H182ZM186 148H188L187 150H186ZM193 148L195 149L194 151H193ZM212 148V149H211ZM233 148L231 147V149H230V151H233ZM235 148H234V151H235ZM250 148V149H249ZM252 148V149H251ZM69 149L71 150V149H73V151L71 152V151H69ZM94 149V150H93ZM190 149V151H188ZM214 149V150H213ZM248 149L250 150V151H248ZM95 150L97 151V152H95ZM173 150L175 151V152H173ZM178 150V151H177ZM184 150H186V152L184 151ZM192 150V151H191ZM214 152H213V151ZM220 150V151H219ZM242 150H244L245 151V154H243L244 153V151L242 152ZM246 150H247V153H246ZM251 150H252V153H251ZM216 151H219V152H217V154H215L216 153ZM224 151V150H223ZM222 151V152H223ZM226 151V153H227V151L228 150H225ZM230 151H228L229 153H227L226 154V156L225 157H227V155L228 154H230ZM233 151V153L232 154H236L235 152ZM258 151V152H257ZM25 152V153H24ZM53 152H52V154H53ZM67 152H69L68 154H71V153H73V155L71 154V155H67ZM77 154H76V153ZM93 152H95V154L96 155H93ZM189 152V153H188ZM193 152V153H192ZM79 153H81L82 155H83V158L85 157V156H87L88 157V155L90 156V158L91 159H93L92 157L94 156V158L95 159H93L92 161L90 160V158L88 157V159H86V157L83 159V158H81V159H83V161L82 160H79V158L81 157V154L79 155ZM183 153V154H182ZM190 153H191V155H192V157H190L191 155H190ZM257 153H261V150H259L258 148H256V154L255 155H258L259 156V154H257ZM76 154V155H75ZM129 154V156H127ZM168 154H170V153H168ZM189 154V155H188ZM210 154H212V156L210 155ZM31 155H32V158H31ZM44 155V156H43ZM54 155H52V157L54 158L55 157V159H56V156H54ZM93 155V156H92ZM118 155H119V157H118ZM126 155V156H125ZM173 155V156H172ZM209 155H210V157H209ZM238 155H236V156H238ZM242 155V156H241ZM249 155V154H248ZM38 156V157H37ZM45 157V158H43V157ZM68 156V157H67ZM73 156V157H72ZM76 156V157H75ZM177 156V157H176ZM180 156H181V158H180ZM208 156V157H207ZM235 156V155H234ZM64 157V158H63ZM75 157V158H74ZM103 157V156H102ZM101 157V158H102ZM169 157V156H168ZM170 157V158H171ZM191 159H190V158ZM222 158H223V156H221ZM224 157V162L225 163H227L226 162V158ZM239 157V156H238ZM240 157H239V159H240ZM70 158H72V159H70ZM100 158V157H99ZM103 158H105V157H103ZM113 158H115V157H113ZM127 158V159H126ZM207 158V159H206ZM222 158H221V160H222ZM27 159V160H26ZM29 159H30V161H29ZM77 159V160H76ZM86 159V160H85ZM106 159V158H105ZM167 159H169V158H167ZM182 159V160H181ZM187 159V160H186ZM192 159H194V160H192ZM239 159L237 158L236 159V161L238 162L239 161ZM35 160V161H34ZM96 162H95V161ZM108 160V159H107ZM115 160V159H114ZM165 160V159H164ZM171 160H173V159H171ZM170 159L169 160H166V161H164V163H163V165H165V162L166 163H168V161H171ZM192 160V162L194 163L193 165V167H192V162L190 163V161ZM233 160H235L234 158H233ZM241 160V159H240ZM47 161H46V164H47ZM65 161V162H64ZM77 161V162H76ZM81 161L83 162V163H81ZM93 161L95 162L94 164H93ZM106 161V160H105ZM121 161V162H120ZM126 161H128V163L126 162ZM174 161V160H173ZM189 161V162H188ZM218 160H216L215 162H217ZM223 161V160H222ZM64 162V163H63ZM75 162L78 164L79 162L81 163V165L80 164H76L75 165ZM87 162V163H86ZM130 162V163H129ZM177 162V161H176ZM175 161H174V163L175 164H177ZM188 162V163H187ZM237 162H234V164L233 165H235V163H237ZM66 163V164H65ZM68 163H70V164H72V166H69V164ZM91 163V164H90ZM174 163H172V161H171V164H169V165H172V164H174ZM187 163V164H186ZM190 163V164H189ZM196 163V164H195ZM33 164V165H32ZM40 164H42L41 166L43 167L42 169H41V166H40ZM68 164V165H67ZM84 164L86 165H88L87 167L85 166L84 167ZM98 164V163H97ZM100 164V163H99ZM98 164V165H99ZM63 165V166H62ZM127 165V166H126ZM140 165V166H139ZM183 165H185V167L183 166ZM186 165H188V166H186ZM227 165V164H226ZM232 165V166H233ZM37 166H40V168L39 167H37ZM67 166V167H66ZM75 166H77V167H75ZM132 166V167H131ZM166 166V165H165ZM197 166V168H195ZM207 166V168H205ZM228 167H229V169L231 168L230 167V164L228 163V165H227ZM129 167H131V168H129ZM140 167V168H139ZM201 167V168H200ZM75 168V169H74ZM89 170H88V169ZM98 168H100V169H98ZM185 168V169H184ZM211 168V169H210ZM94 169L95 170H99V173L100 174H102V175H100L99 173H97V174H94V173H92V171L94 172ZM191 169L193 170V171H191ZM197 169H199V170H197ZM201 169H203V170H201ZM210 169V170H209ZM60 170H62L61 172H60ZM67 170V171H66ZM83 170V171H82ZM89 172H88V171ZM90 170H92V171H90ZM130 170V171H129ZM198 172H197V171ZM205 170H206V172H205ZM209 171V173H211L210 174V176H209V174H208V171ZM59 171V172H58ZM74 171H76V172H74ZM105 171H107V173L108 174H105L106 172ZM183 171H181V172H183ZM197 173H196V172ZM200 171V172H199ZM44 172V171H43ZM63 172H65V173H63ZM90 172H91V174H93L92 176H94V177H89V175H90ZM97 172V171H96ZM95 172V173H96ZM193 172V173H192ZM52 173H53V175H52ZM70 175H69V174ZM77 173H79L80 175L82 174L83 175V177H84V180H85V182H86V184H85V186L83 185H79L78 183V180H77V175H79V174H77ZM88 173V174H87ZM179 173H180V170H179ZM179 173H178V176L177 177H180L181 176V173H180V176H179ZM190 173V174H189ZM191 173L193 174V175H195L194 173H196V175L197 174H199V175H195L194 177H193V175H191ZM202 174V176H201V174ZM111 174V175H110ZM131 174H132V176H131ZM204 174V175H203ZM59 176V181H60V179H62V181H60L61 182V184L64 186V189H63V187H62V185L60 184V187H59V193H60V196H62L61 197V201H60V203H62V204H58L57 205V203L55 202V203H53V195H54V192H53V190H52V188H51V186L52 185H54V180L53 179H55L53 176ZM88 175V176H87ZM97 175V176H96ZM104 175L106 176V178H104ZM107 175H109V176H107ZM129 175V176H128ZM187 175V176H188ZM206 175H208L207 177H206ZM212 176V177H213ZM44 177V178H43ZM62 177V178H61ZM89 177V178H88ZM131 177H132V179H131ZM176 177V178H177ZM201 177V178H200ZM66 178H72V180H73V183H72V186L70 187V190H69V188H68V186H67V184L64 182V179H66ZM97 178H100V179H97ZM108 178V180H106ZM109 178H111V179H109ZM129 179H131V181L129 180ZM192 181H194V182H192ZM195 179V180H194ZM51 180H53V181H51ZM90 182L89 184H87L88 182ZM91 180H93V181H91ZM100 180H101V182H107V183H100ZM106 180V181H105ZM111 180H114L113 182H110ZM130 182H128V181ZM190 180V181H189ZM206 180V181H205ZM126 182V185L128 184V186H129V184H130V188H128V186L127 187H125V185H124V183ZM199 181H200V183H199ZM202 181V182H201ZM94 182H97V189H102V191L104 192V193H102L101 192V190L99 191V192H97L96 190V188H95V186H94ZM108 182H110L111 183V185L110 184H108ZM122 182H124V183H122ZM185 182H183L182 181V183H185ZM188 182H189V184H188ZM191 182V183H190ZM196 182V183H195ZM199 183V185H198V183ZM83 183V182H82ZM113 183V184H112ZM115 183L116 184H118L117 185V187L118 188H116V186H115ZM121 183V186H122V189H121V186L119 185ZM193 183V184H192ZM207 183V184H206ZM84 184V183H83ZM105 185V187L106 186H110V187H107V189H105V187H103V185ZM152 184L153 183H150V185H148L147 187H149V186H152ZM158 184V183H157ZM157 184H155L154 183V185H156L155 187L157 188L158 187V185ZM195 184V185H194ZM204 184H206L205 186H206V188L204 187ZM154 185L152 186V191L153 192H151V189L150 188H148L147 190H149V191H147L148 193H149V195H150V193H152V194H154V195H150V198H151V196H156L157 194H156V191H154V189H153V187H154ZM203 185V186H202ZM207 185H209V186H207ZM228 185V184H227ZM77 186H82V187H85V191H83V193L84 194H86L87 193V197L89 198H87L88 199V203H90V204H88V203H86V198H84L85 199V202H84V200H83V198L82 199H80V198H78V196H77V193H75V194H73V192H72V190H71V188H75V187H77ZM102 186V187H101ZM185 186V187H184ZM196 188H195V187ZM231 185H229V187H230ZM53 187V186H52ZM87 187V188H86ZM112 187H113V189H112ZM146 187V188H147ZM193 187V188H192ZM209 187V188H208ZM227 187V189L226 190H228V186H226ZM110 188V189H109ZM145 188V189H146ZM184 188H186V189H184ZM208 188V189H207ZM231 188V187H230ZM66 189V190H65ZM88 189V190H87ZM90 189V190H89ZM104 189L106 190V192L104 191ZM195 189V190H194ZM48 190H49V192H48ZM65 193V194H63V192ZM107 190H109V191H107ZM173 190V189H172ZM182 190V191H181ZM191 190H193V191H190ZM197 190V191H196ZM200 190V191H201ZM144 191V190H143ZM187 191H189L188 193H186ZM204 191V193L205 194H202V195H206V192H205V190H203ZM202 191V192H203ZM210 191H213V190H210ZM210 191L207 193V195L209 196V193H210ZM68 192V193H67ZM146 192V191H145ZM82 193V194H83ZM93 193V194H92ZM98 195V197H97V195ZM109 193V194H110ZM128 193V194H127ZM148 193H147V197L149 196L148 195ZM174 193H177L176 192V187H175V189H174ZM201 193V192H200ZM199 193V194H200ZM89 194V195H88ZM179 194V193H178ZM178 194H176V195H178ZM193 194L191 195V196H189V198H194V196H193ZM211 194H214V191L213 192H211ZM55 195H57V193L55 194ZM180 195V194H179ZM226 194H224V196H225ZM49 196H51V200H52V203H48V201L50 200L49 198ZM84 197H85V195H83ZM83 196H81V197H83ZM93 196V197H92ZM130 196H132V195H130ZM181 196V195H180ZM180 196H178L176 199L177 200H175V201H178L179 200V198H180ZM183 196H181L182 198H183ZM187 196V197H188ZM214 196H216V195H214ZM228 196V195H227ZM226 196V197H227ZM64 197V198H63ZM168 197V195H166L165 196V199ZM218 197V196H217ZM220 197V196H219ZM221 197H222V193H221ZM220 197V198H221ZM45 198V199H44ZM80 199L79 201H78V199ZM147 199L146 201V205H144V207L145 206H148L147 204H148V200H150L151 202L154 200H151V199ZM153 198V197H152ZM161 198H163V197H161ZM181 198V199H182ZM185 198H183V199H185ZM188 198V199H189ZM204 198H205V196H204ZM224 198V200H225V202L227 201H229V200H227V198L225 199V197H223ZM72 200L73 201V205L71 204L72 203V201L70 202L69 200ZM137 199V198H136ZM160 199V198H159ZM158 199V200H159ZM164 199V198H163ZM170 199H171V196H170ZM180 199V204H182V202L184 203V200H181ZM187 198L185 199L186 201L188 200ZM199 199V198H198ZM208 199H211L210 198V196L208 197ZM207 199V197L205 198V200L204 201H208V205L210 206V205H213V207H212V212L214 213L213 214V216H215L216 218H218V222H217V225H221V226H223L220 230H221V233L223 232H225L226 230V232L224 233V235H226L227 236V247H225V250H224V253H226V255H228V257H223L222 258V260L224 259L225 261L228 259L229 260V258L230 259H232V258H236L237 257V259H238V262L240 261V262H242V261H248L249 263L248 264H252V261L253 262H255L256 260V263L257 264H264V213H262L261 214V216L260 215H255L253 212L252 213H250L251 211H248V213H246L245 215H244V218L246 217V216H249V217H247V218H245V219H241V218H239L238 220H236V218L233 220L232 219V216L234 215L233 213H236V211L238 210V206L240 205V203L242 204V202H240L239 204H237V202H235V203H232L231 202V204H234V206L233 207H231V204L229 205L227 202H226V204H228V205H226V204H223V206H225V208H223V206L221 207V203H223L224 201H222L221 203H219L218 204V207L216 206L217 205V201H216V199H215V201H214V203H210L209 202V200ZM217 199H219V198H217ZM50 200V201H51ZM66 200H68L67 201V204H66V206L63 204L64 202H66ZM81 200L83 201V202H81ZM90 200V201H89ZM92 200V201H91ZM161 200V199H160ZM167 200V199H166ZM191 200V199H190ZM211 200H213V199H211ZM210 200V201H211ZM223 200V199H222ZM136 201H139V200H136ZM149 201V202H150ZM163 201V200H162ZM160 202V203H163V202ZM185 201V202H186ZM202 201V200H201ZM220 201H221V199H220ZM219 201V202H220ZM113 203L114 204V206L115 207H113L111 204H109V203ZM151 202L149 203V205H151ZM165 202H168V201H165ZM188 202V201H187ZM216 202V203H215ZM78 203H81V204H78ZM86 205H85V204ZM95 203H96V205H97V208H96V205H95ZM99 203H101V205H100V207L99 208H101L102 206H103V211H102V208H101V210H98V204ZM173 203H174V201H173ZM177 203V202H176ZM174 203V205L176 206L177 204H179V203ZM204 202H202V204H203ZM206 203V202H205ZM46 204V205H45ZM48 204H51L50 206L51 207H46V206H49ZM77 205L78 207H79V209L75 206V205ZM94 204V205H93ZM120 204H122V205H120ZM179 204V205H180ZM199 204H200V206L202 205L200 202H199ZM199 204H198V206H199ZM216 204V205H215ZM237 204V205H236ZM38 205V206H37ZM52 205H53V207H52ZM88 205H89V207H88ZM166 205V204H165ZM197 205V204H196ZM237 207H236V206ZM249 205V204H248ZM45 206V207H44ZM71 208V209H69V207ZM84 208H86L85 210L83 209V207ZM85 206H87L88 208H93V207H95V209L98 211V214L96 215V210L95 209H88L87 207H85ZM164 206V204L161 206V207H163ZM197 206V207H198ZM242 206V205H241ZM240 206V207H241ZM72 207H73V209H72ZM75 207V208H74ZM82 207V208H81ZM142 207V206H141ZM144 207H142V209H145ZM160 207V208H161ZM167 207H169V209L168 210H170V209H172V208H174L173 210H175L174 211V214L175 215H178V213H175V212H177V211H179V209L177 210L176 208L177 207H174L173 205L171 206V200H170V203L167 205ZM216 207V208H215ZM246 207H247V205H246ZM244 205H243V207H242V209H245L246 208ZM17 208V210H19L20 208L19 207H16ZM37 208H38V210H37ZM50 208V209H49ZM109 208V209H110ZM118 208V209H119ZM165 208V207H164ZM164 208L163 209H161L162 210V212H163V210H164ZM201 208V207H200ZM202 208H204L203 206H202ZM256 208H258V209H260L261 207L259 206V204L257 205L256 204ZM34 209V210H33ZM42 211H41V210ZM43 209H44V211H43ZM81 209H82V213H81ZM89 210L90 212L89 213H91V212H93V214H95L96 215V220H98V221H96L95 220V218L93 219L92 218V213H91V215L86 211V210ZM217 209H219L220 211H218ZM3 209H1L0 208V218H2V217H4V216H8V212H3L2 211ZM79 210V211H78ZM83 210H84V212H83ZM108 210V211H107ZM165 210H167V209H165ZM173 210H172V212H173ZM215 210V211H214ZM216 210H217V212H216ZM255 210H257V209H255ZM35 211V212H34ZM69 211V212H68ZM72 211H75L74 212V214H73V212ZM99 211L100 212H102L104 215H102V213H101V215H100V213H99ZM135 211V212H134ZM28 212V211H27ZM41 212V213H40ZM45 212V213H44ZM78 212V213H77ZM81 214H80V213ZM142 212H144V210L142 211ZM158 212H160L161 213V211L158 209ZM169 212H171V211H168V213L166 212V214L168 215V216H170V213ZM180 212V211H179ZM216 212V213H215ZM223 212V213H222ZM226 212V213H225ZM34 213H36V214H34ZM37 213H40L39 215L37 214ZM85 213H86V215H85ZM110 215V217H112V215H114L115 214V216H117V218H115V216H114V219H111V221L109 220L110 218L108 217V214ZM156 213H157V211H156ZM229 213V214H228ZM44 214H46L45 215V217L44 218H42V216H44ZM50 214V215H49ZM62 214H66V216H67V218H65L66 216H63ZM77 214H79L80 216H78V218L80 217L81 219H83V220H81L82 222V224L80 223V221H78V219H77ZM112 214V215H111ZM141 214L143 215V216H141ZM158 214V213H157ZM180 214H181V212H180ZM35 215H37V217H39L41 220H45V218H47L48 217V219L47 220H49V221H47V220H43V221H41L40 219H38ZM40 215H41V217H40ZM73 215V216H72ZM82 215H83V217H82ZM98 215H99V217H98ZM161 215V214H160ZM159 214H158V216H160ZM163 215H164V212H163ZM175 215L173 216V217H171L172 219L170 220L169 219V217L167 216V219H169V221H176L174 218H175ZM218 215H220L222 218H220L221 220H219V217L220 216H218ZM224 215H226V216H224ZM231 215V216H230ZM251 215H253L254 217L252 218V216ZM29 216V217H28ZM64 218H63V217ZM74 216H76V217H74ZM94 216V215H93ZM105 216V217H104ZM165 216V215H164ZM263 216V217H262ZM74 217V218H73ZM182 217V216H181ZM231 217V219H232V221H231V219H230V221H228L229 220V218ZM8 218V217H7ZM50 218V219H49ZM53 218V219H52ZM80 218H79V220H80ZM101 218H104V219H101ZM105 218H106V220H105ZM131 218V219H130ZM132 218L134 219V221H130V220H132ZM145 218V217H144ZM225 218H228V222H226V220H225ZM252 218V219H251ZM260 218V219H259ZM262 218V219H261ZM36 219V220H35ZM67 219V221H65V222H71V224H69L68 223V227L66 226V223H64L63 222V220H66ZM76 219H77V221H76ZM85 219H86V221H87V223H86V225H84L86 228H88L89 229V227H91V229L90 230H88V229H84V227H83V224H85L84 223V221H85ZM143 219V218H142ZM176 219L178 220V216H176ZM259 219V220H258ZM50 220H52V221H50ZM112 223V222H114V224L115 225H113V224H111L109 221ZM116 220V221H115ZM180 220V219H179ZM244 220H246V221H244ZM248 220L249 221H251V222H253V223H250V222H248ZM260 220L262 221V222H260ZM29 221V222H28ZM55 221V222H54ZM126 221V222H125ZM220 221H221V223H220ZM5 222H8V221H5ZM46 222V223H45ZM99 222H101V223H99ZM104 222L105 223H107V222H109V224L107 225V224H104ZM116 222V223H115ZM119 222H120V225H119ZM121 222H123V223H121ZM134 222L135 224H132V223ZM137 222V223H136ZM139 222V223H138ZM229 222H231L232 224H233V222H235V223H237V224H235V226H234V224H233V226H232V224L231 223H229ZM245 222V223H244ZM246 222H248V224L246 223ZM255 222L257 223V224H255ZM27 223L29 224V223H31L30 225H27ZM55 223V224H54ZM75 223H77V224H75ZM78 223H80L81 225L80 226H82V229L79 227V224ZM130 223V224H129ZM224 223V224H223ZM259 223V224H258ZM24 224H26V225H24ZM44 224H45V227H44ZM56 224H57V226H56ZM125 225L124 226V229H123V225ZM230 225L229 227H228V225ZM243 224H245V226L243 225ZM54 225V226H53ZM105 225V226H104ZM108 227H107V226ZM109 225H111V226H109ZM236 225H237V227H236ZM248 225H250V226H248ZM261 225H262V227H261ZM26 226V227H25ZM50 227V228H48L47 229V227ZM93 226V227H92ZM96 228H95V227ZM101 226H103V227H101ZM115 226V227H114ZM137 226V227H138ZM244 226V227H243ZM247 226V227H246ZM258 226V227H257ZM9 227H10V225H9ZM137 227H136V229H137ZM227 227V228H226ZM233 227V228H232ZM44 228H46L48 231H52V229H53V231H55L54 232V234L55 235H53L52 236V234L53 233H51V232H48V233H46V231H45V229ZM65 228H67V230H71V231H68V232H72V235L71 234H69L68 232H67V230L65 231V233L64 232H62V231H64L65 230ZM95 228V229H94ZM105 228H107L108 230H107V232H106V229ZM131 228V229H132ZM217 228H218V226H217ZM216 228V229H217ZM231 228V229H230ZM255 228V229H254ZM25 229V230H26ZM77 229V230H76ZM80 229V230H79ZM131 229H129V230H131ZM232 229H235V232H234V230H232ZM248 229V230H247ZM251 229V230H250ZM29 230H27V231H29ZM75 230H76V232H78V233H81L82 231H85L84 233V235H83V233H81L79 236H80V239H81V241H79V239L77 238V237H79V236H77L78 235V233H76L75 232ZM218 230H219V228H218ZM217 230V231H218ZM254 230V231H253ZM88 231H91V233H89V234H91V235H88L87 236V234H88ZM231 231H233V232H230ZM74 232V233H73ZM105 232V233H104ZM112 231L110 230V232H108V233H111ZM220 232V231H219ZM254 232V233H253ZM1 233V232H0ZM26 233H28V232H26ZM48 234V235H46V234ZM50 233V234H49ZM112 233V234H113ZM121 233V232H120ZM120 233L118 234V235H120ZM123 233L121 234V236H123L121 239H119L120 237H117L118 239H116V243H114L115 245H113L114 246V249H119L118 250V253L120 252V254L122 255H120V254H118V256H117V254H116V250L114 251L112 248H110V246H109V248H107V250H104V251H101V249H97V251H99V252H105L106 253V255L108 256V257H106V255H104L107 259L109 258V257H112V258H114L115 257V259H117V258H119V259H122L123 261L124 260H126L125 258H127V261L129 260L128 258H129V256L131 255L130 254V250H129V248H130V244L129 243H127L129 240L127 239V236H128V232H126V234L127 235H123ZM233 233V234H232ZM58 234V235H57ZM64 234H66L68 237H67V240H66V238L64 237ZM92 234L93 235H95L94 237H96V239H95V241H93V239H94V237H92L91 238V236H92ZM113 234V235H114ZM248 234V235H247ZM249 234H250V236H249ZM14 235L15 236H17V234L16 233H14ZM31 234V232H29L28 233V237L30 236V240H32V237H33V239H34V236ZM65 235V236H66ZM101 237H100V236ZM235 236V239H231L232 237H234ZM244 235V236H243ZM61 235H59V237H60ZM90 236V237H89ZM228 236H229V238H228ZM237 236V237H236ZM255 236V237H254ZM50 237V238H51ZM106 237V238H105ZM231 237V238H230ZM245 237V238H244ZM255 238V239H249V238ZM50 238H47V239H50ZM69 238V239H68ZM88 238V239H87ZM223 238H225L226 239V237L224 236ZM246 238H248V239H246ZM259 238V239H258ZM55 240H56V238H54ZM245 239V240H244ZM51 241L53 240V238L52 239H50ZM70 240V241H69ZM99 240V243L97 242ZM119 240V241H118ZM120 240H121V242H120ZM126 241V243L127 244H125V242L124 241ZM128 240V241H127ZM250 240H251V242H250ZM49 241V240H48ZM57 241V240H56ZM63 241L61 242L62 244H63ZM102 243H101V242ZM103 241H105L104 243H103ZM225 241V242H226ZM260 241V242H259ZM122 242H124V243H122ZM254 242H258V243H254ZM119 243V244H118ZM231 245H230V244ZM238 243V244H237ZM259 243L261 244V245H259ZM73 245L72 246H74V244L75 243H72ZM85 244V245H86ZM94 244V245H93ZM117 244V245H116ZM233 244V245H232ZM235 244V245H234ZM67 244H65V247L63 248L64 249V251H62V252H65L64 254H66L65 256H66V259L67 260H65L64 259V257L65 256H63L62 258L64 259V262L65 263H67V261H68V255H70V258H71V256H73V254H72V249H71V247L68 249L69 251H66L67 250V247H69V246H66ZM84 245V244H83ZM83 245H82V247H83ZM84 245V246H85ZM105 245V246H104ZM120 245V246H119ZM228 245H229V247H228ZM71 246V245H70ZM76 246V245H75ZM74 246V247H75ZM76 246V247H77ZM90 246V245H89ZM118 246V247H117ZM233 246V247H232ZM0 247H1V245H0ZM3 248H1V250L0 251H4V252H0V263L2 262V261H4V259H6L4 256H6V254H5V245H3L2 246ZM44 247V248H43ZM40 250H44V253H46L47 251L46 250H48L49 248H47V247H45V246H43ZM82 247H80V250H85V248H82ZM88 247V246H87ZM98 247V245L95 247V249ZM116 247V248H115ZM123 247H127L126 249H124ZM242 247V248H241ZM45 248H46V250H45ZM79 248V247H78ZM82 248V249H81ZM88 248H90V247H88ZM87 248V249H88ZM227 248V249H226ZM240 248V250H238ZM86 249V250H87ZM102 249V250H103ZM113 250L114 252H115V254H112V251L110 252V250ZM124 249V250H123ZM231 249V250H230ZM237 249V250H236ZM247 249V250H246ZM249 249V250H248ZM255 251V253H254V251ZM39 250V252L40 253H42L43 251H40ZM71 250V251H70ZM73 250H75V248H73ZM77 250V249H76ZM79 250V251H80ZM86 250L84 251V252H81V253H85L86 255L87 254H89V251H90V249H88L87 251H88V253L86 252ZM122 250H123V252H122ZM230 252H229V251ZM49 251V250H48ZM78 251V250H77ZM77 251H75V252H77ZM78 251V252H79ZM95 251V250H94ZM97 251H95V252H97ZM226 251V252H225ZM235 251V252H234ZM237 251V252H236ZM238 251L239 252H241L240 254L241 255H238L239 253H238ZM247 251V252H246ZM251 251V252H250ZM262 251H263V253H262ZM69 252H71V253H69ZM74 252V253H75ZM95 252H92V253H95ZM113 252V253H114ZM4 254V256H3V254ZM49 252H47L46 254H48ZM69 253V254H68ZM80 252L79 253H77V255L76 256H79L78 254H81ZM126 253V254H125ZM223 253V252H222ZM234 253V254H233ZM253 253V254H252ZM2 254V255H1ZM91 254V253H90ZM89 254V255H90ZM97 254H99V253H97ZM236 254L238 255V256H236ZM248 254H250L249 256H248ZM41 255V254H40ZM45 254H42L41 256V258L42 259H38L39 261L40 260H43V256H44ZM82 255V254H81ZM114 257H113V256ZM119 255H120V257H119ZM127 255H128V257H127ZM230 255H232L231 257H230ZM251 255H252V257H251ZM4 258H3V257ZM50 256V255H49ZM99 256L101 257V256H103V253H102V255L101 254H99ZM98 256V257H99ZM103 256V257H104ZM117 256V257H116ZM236 256V257H235ZM240 256H242V257H240ZM256 256V259L255 258H253V257H255ZM46 257H47V255H46ZM45 257V258H46ZM83 256H81V257H79V260L82 258ZM94 257H95V255H94ZM93 255H91V262L93 263L94 262V260H93ZM205 257V256H204ZM239 257H240V259L242 258V260H240L239 259ZM248 257V258H247ZM35 258V259H34ZM44 258V259H45ZM78 258V257H77ZM83 258H85L84 259V261H88V263L87 264H91V262H89V259H86L87 258V256L85 257H83ZM96 259H97V256L95 257ZM105 258V259H106ZM202 258H203V256H202ZM227 258V259H226ZM48 259V258H47ZM73 259H76V258H73ZM102 260V258H99V259H97V260ZM109 259H111V258H109ZM205 259H209L210 260V258H206L205 257ZM244 259V260H243ZM31 261L32 260H34V262L32 261L31 263L32 264H40L41 263V261L39 262V261H37L36 260V257H34V256H32V259H30ZM50 260H52L51 259V256H50V258H49V260L47 261H45V262H43V263H45V264H47L48 262L50 263ZM78 260V259H77ZM78 260V261H79ZM93 260V261H92ZM103 260H104V258H103ZM102 260V261H103ZM112 260H114V259H112ZM112 260H108V261H112ZM204 260V259H203ZM208 260V261H209ZM223 260V261H224ZM35 261H36V263H35ZM74 261V260H73ZM72 261V262H73ZM78 261H74V264H79V263H77ZM96 261V260H95ZM106 261V260H105ZM105 261H103V263H105ZM206 261V260H205ZM52 262V261H51ZM70 262V261H69ZM80 262V264H83L82 262H83V259H82V262L81 261H79ZM100 264H101V261H98ZM107 262V261H106ZM214 262V261H213ZM228 262V261H227ZM226 262V263H227ZM42 263V264H43ZM94 263H96V262H94ZM93 263V264H94ZM256 263H254V264H256ZM1 264H4V262L3 263H1ZM8 264H11V262H10V260L8 261ZM70 264V263H69ZM85 264V263H84ZM106 264V263H105ZM108 264V263H107ZM110 264H112V263H110ZM113 264H116V262H113ZM214 264V263H213Z\"/></svg>","mask_w":264,"mask_h":264}]
</instances>
